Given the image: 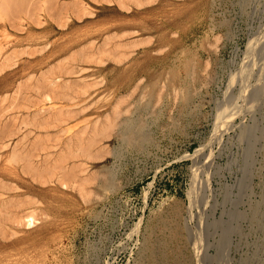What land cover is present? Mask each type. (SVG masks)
Here are the masks:
<instances>
[{
    "label": "rangeland",
    "instance_id": "obj_1",
    "mask_svg": "<svg viewBox=\"0 0 264 264\" xmlns=\"http://www.w3.org/2000/svg\"><path fill=\"white\" fill-rule=\"evenodd\" d=\"M0 187V264H264V0H0Z\"/></svg>",
    "mask_w": 264,
    "mask_h": 264
},
{
    "label": "bare ground",
    "instance_id": "obj_2",
    "mask_svg": "<svg viewBox=\"0 0 264 264\" xmlns=\"http://www.w3.org/2000/svg\"><path fill=\"white\" fill-rule=\"evenodd\" d=\"M2 1V0H1ZM56 70V69H55ZM43 74V73H42ZM52 74V73H51ZM43 79V78H42ZM67 89V88H66ZM53 90V89H52ZM54 96V95H53ZM59 96V95H58ZM40 101V100H39ZM39 103V102H38ZM69 115V114H68ZM38 116V115H37ZM72 116V115H71ZM60 118V117H59ZM61 120V119H60ZM78 125V124H77ZM145 130V129H144ZM70 132V131H69ZM3 133V132H2ZM16 134V133H15ZM26 146V145H25ZM16 147V146H15ZM13 151V150H12ZM19 152V151H18ZM21 153V152H20ZM13 156V155H12ZM18 156H20V155H18ZM22 157V156H21ZM12 158V157H11ZM46 160V159H45ZM12 161V160H11ZM14 161V160H13ZM37 166H38V164H36ZM108 177V176H107ZM110 177H111V175H110ZM109 178V177H108ZM110 179V178H109ZM109 181V180H108ZM111 181V180H110ZM108 183V182H107ZM106 183V184H107ZM108 185V184H107ZM112 186V185H111ZM1 188V187H0ZM174 235V234H173Z\"/></svg>",
    "mask_w": 264,
    "mask_h": 264
}]
</instances>
